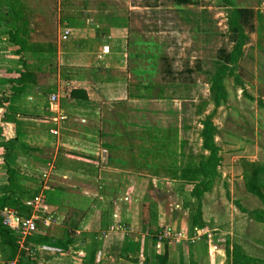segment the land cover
Returning <instances> with one entry per match:
<instances>
[{
  "label": "crops",
  "instance_id": "obj_1",
  "mask_svg": "<svg viewBox=\"0 0 264 264\" xmlns=\"http://www.w3.org/2000/svg\"><path fill=\"white\" fill-rule=\"evenodd\" d=\"M20 1L0 0V13L23 16L14 8ZM106 13L62 18L71 27L52 50L46 44L28 43L20 53L19 45L0 44V87L6 96L0 106V125L8 127L2 140H13L9 159L50 166L52 182L44 189L49 213L39 216V231L52 239L63 238L62 231L67 228L76 232V248L69 252L73 254L60 252L39 264H85L79 253H95V263L100 256L105 259L101 264H137L109 254L110 242L126 236L140 242L135 253L143 257L149 253L154 262L162 248L158 230L163 227V208L148 202L144 195L164 194L167 189L175 192L172 189L181 184L166 180L181 178L182 172L176 147L163 140L180 129L183 103L169 93H146L152 84L141 77L146 69L132 67L128 28L110 21ZM42 28H48L45 20ZM55 49L57 56L53 57ZM39 54L50 57L31 62L30 58ZM135 58L145 56L138 53ZM23 61L32 69L28 73L54 74V82L38 83L32 78L19 94H13L9 80L19 77V70L25 71ZM40 62L42 69H35ZM134 77H138L136 82ZM71 89L84 90L85 98H72ZM52 94L57 95L54 102ZM149 147L154 148L153 153ZM32 148H49L52 159L36 157ZM152 162L154 165L149 164ZM0 168L7 173L4 160ZM145 205L150 222L141 225L138 217ZM173 205L171 200L170 210ZM72 211L77 212L75 219L70 217ZM47 216L56 222L46 221ZM134 225L139 226L138 231L131 230ZM185 229L172 231L175 237L166 238L169 264H181L182 260L189 264V245L196 249L198 264H227L226 247L211 249L206 245L211 237L204 234V225L193 228L190 236ZM34 233L27 237L29 245L41 249ZM0 247L4 251L0 252V264H18L17 255L12 257L2 243ZM138 256L131 254L132 258Z\"/></svg>",
  "mask_w": 264,
  "mask_h": 264
},
{
  "label": "rangeland",
  "instance_id": "obj_2",
  "mask_svg": "<svg viewBox=\"0 0 264 264\" xmlns=\"http://www.w3.org/2000/svg\"><path fill=\"white\" fill-rule=\"evenodd\" d=\"M14 6L24 17L0 13V17L4 15L0 18V44L6 46L15 45L13 34L29 45L46 44L52 50L58 38L71 27L62 18L84 17L95 12L107 11L110 21L128 28L132 67L146 69L141 77L145 83L152 84L146 93H169L183 103L180 129L176 134H167V141L163 140L176 147L183 178L166 180L181 184L172 189L175 192L167 189L164 194L144 195L148 202L163 208L160 238L167 243L166 238L175 237L172 231L178 232L182 227L190 236L193 215L198 213L205 226L203 233L211 237L206 245L211 249L220 246L229 249L227 264H232L234 259V246L239 247L246 264H264V0H196L185 5H177L175 0H22ZM233 7L253 9V29L245 28L246 39L237 61L226 63L228 69L221 83L223 95L218 99L221 90L212 82L218 68L225 64L221 56L231 55L237 46L229 24V10ZM44 20L47 29L42 28ZM37 49L42 50L40 46ZM56 53L57 49L51 54ZM138 53L145 58L136 59ZM43 57L50 55L39 54L30 59L36 62ZM53 63L58 62L53 60ZM23 68L32 70L28 64ZM31 75L38 83L54 82L55 78L50 73ZM133 79L136 82L138 77ZM5 98L0 87V101ZM205 122L210 124L219 160L217 175L195 197L192 193L203 176L198 170L210 156V150L203 145ZM149 149L150 153L154 152V148ZM0 150V166H3L2 146ZM33 152L45 160L53 156L49 148H34ZM12 162L21 168L16 182L20 186L18 193L25 200L51 184L50 166L21 159ZM2 169L0 188L7 184L9 175ZM190 170L198 171L194 182L184 180ZM43 174H48L47 178ZM171 200L174 210H170ZM70 217L75 219L77 212L72 211ZM131 230L138 231L139 226L134 225ZM2 248L0 252L4 253ZM78 255L82 263L91 262V253ZM98 260L105 259L99 256ZM153 260L157 263L156 258Z\"/></svg>",
  "mask_w": 264,
  "mask_h": 264
},
{
  "label": "trees",
  "instance_id": "obj_3",
  "mask_svg": "<svg viewBox=\"0 0 264 264\" xmlns=\"http://www.w3.org/2000/svg\"><path fill=\"white\" fill-rule=\"evenodd\" d=\"M196 0H175L177 5H185V4H192L195 3ZM229 24L232 27V31L236 35L237 39V46L234 53L231 55H222L221 58L225 61V64L221 65L217 73L215 74V79L212 83L216 84L218 88L221 90V93L218 96V99L221 95H223L222 91V77L228 69L227 62H236L238 59V54L243 46V43L246 39L245 28H249V30L253 29V9L245 8V7H238V8H230L229 10ZM12 41L20 46L19 52L22 53L27 49V43L24 41H20L17 39L15 35H11ZM23 65H27L25 61L22 63ZM22 65V66H23ZM35 66V65H33ZM43 62L36 64L35 69H42ZM19 77L15 79H10V90L13 94H19L22 90V87L26 83V81L31 80L32 75L25 71H18ZM70 96L72 98H85L86 94L85 91L82 89H71ZM4 101H0V106L3 104ZM210 124L205 122V129L203 130L202 134L204 136V147L210 150V156L207 161L202 162L200 171L203 176L199 180V184L196 185L197 189L193 191V196L197 197L199 190H203V188H207L211 183L212 179L217 175L216 165L219 160L217 157V148L213 144V137L210 133ZM8 133V127L5 124L0 125V138ZM0 146L3 147L4 151V158L5 164L8 171V178L7 184L0 188V243L7 247V249L12 253V257L17 255V263L18 264H39L41 260H49L52 258L53 255L59 254L60 252H68L67 254L76 248L74 242L76 240V232L72 228L64 229V237H55L52 239L46 234H43L37 229L34 231L36 234V242L40 244L42 247L41 249H36L35 246L29 245V240L25 241L22 246L19 244V237L15 234L12 228L5 225L3 223L2 217V209L4 207H11L15 209L17 214L21 217H28L31 214V208L26 205V200L24 197L20 196L18 193V188L20 187L19 184L16 182L18 175L21 171V168L18 164L13 163L11 159H9L13 154V140L12 139H5L0 143ZM1 151V150H0ZM10 160V161H9ZM198 171L190 170L187 172L186 177L184 180H191L194 182V178ZM29 178V177H28ZM35 180V179H33ZM18 189V190H17ZM146 205L143 206L142 213L139 215L138 220L141 225L148 224L150 222V215L149 211L147 212ZM57 220V219H56ZM55 218L52 220V223L56 222ZM203 223L201 221L200 215L195 213L192 219V228H201ZM61 235V234H60ZM156 238V236L152 237V239ZM140 242L134 241L131 237L126 236L124 238H116L113 239L108 249L111 255H114L118 259H125V260H132L137 264H154L151 260V255L148 253L146 256L140 255ZM162 248L160 252L156 255L157 263L155 264H169V253H168V246L167 243L162 242ZM193 245H189V264H198L196 261L197 253H195ZM234 251V259L232 264H246L244 262V256L241 255L240 249L237 246L233 247ZM226 252L229 256L230 252L229 249L226 248ZM240 252V253H239ZM131 254H138V257H131ZM68 257L64 258L67 259ZM95 253H91L90 256V263L89 264H101V262L94 261ZM181 264H185L182 260ZM263 264V263H259Z\"/></svg>",
  "mask_w": 264,
  "mask_h": 264
},
{
  "label": "built area",
  "instance_id": "obj_4",
  "mask_svg": "<svg viewBox=\"0 0 264 264\" xmlns=\"http://www.w3.org/2000/svg\"><path fill=\"white\" fill-rule=\"evenodd\" d=\"M65 33L68 34L69 31ZM50 99L54 102L57 100V95L52 94ZM51 132L54 133L53 130H51ZM42 176L47 178L48 174H43ZM47 187L48 186L45 185L44 189ZM25 203L31 208V214L28 217L19 216L15 209L11 207H4L2 209L3 223L13 229L15 234L19 237V243L22 245L27 237L38 229L39 214L49 212V205L46 201L44 191L33 195L31 198L27 199ZM45 220L52 221V216H47Z\"/></svg>",
  "mask_w": 264,
  "mask_h": 264
}]
</instances>
